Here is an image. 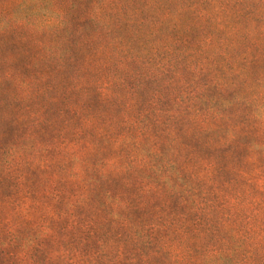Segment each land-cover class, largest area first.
<instances>
[{"label": "trees", "instance_id": "16d2710c", "mask_svg": "<svg viewBox=\"0 0 264 264\" xmlns=\"http://www.w3.org/2000/svg\"><path fill=\"white\" fill-rule=\"evenodd\" d=\"M56 2L59 32L0 29V264H264V0Z\"/></svg>", "mask_w": 264, "mask_h": 264}, {"label": "clouds", "instance_id": "9594fccd", "mask_svg": "<svg viewBox=\"0 0 264 264\" xmlns=\"http://www.w3.org/2000/svg\"><path fill=\"white\" fill-rule=\"evenodd\" d=\"M107 5H98L93 9L92 15L104 23L103 10ZM2 9V19H0V29L8 30L14 27H23L33 33H56L64 29L67 25V6L59 4L56 0H12L0 4ZM251 112V119L255 126L264 133V82L259 89V97ZM24 149L12 147L9 149L8 163L19 160ZM47 230L45 229V232ZM257 239L264 240V232L260 233ZM31 241L26 242L25 247ZM226 251V250H225ZM225 251L209 249L207 254L200 258L196 264H222ZM230 254V253H229Z\"/></svg>", "mask_w": 264, "mask_h": 264}, {"label": "rangeland", "instance_id": "374dc122", "mask_svg": "<svg viewBox=\"0 0 264 264\" xmlns=\"http://www.w3.org/2000/svg\"><path fill=\"white\" fill-rule=\"evenodd\" d=\"M233 111L234 112H238L239 109L235 108V109H233ZM260 133H261V131H260ZM251 138H252V140H251ZM251 138H250V141L255 140L258 143L259 142L260 143H264V133H262L259 137H251ZM105 153H107V154H104L105 159L110 161L109 164L107 165L108 169L111 172V174L108 176V180L113 179V181L117 180V181H120L122 183V181L126 182V181H128L130 179L131 180L130 182L135 183L136 185L139 184V182H140V180L142 178L140 173L135 174V175H133V174L130 175V174L127 173V171H125V168L122 169V163L123 162L117 156L120 153V151H116L115 148H109V149H106ZM170 153H171V150L169 151V153H167V155L169 156ZM255 155L256 154H252L251 155L252 160H249L250 159V155H248L247 158L243 159L242 163H244L245 165H248V163L249 164L253 163L255 165H258V168L255 167V166L250 167L253 170H255L257 168V172H256L257 175H255L254 180L252 178L253 182L255 183V189H257L256 187L259 186L258 182H261L260 180H264V164L263 165L261 164V167H260L259 164H258V158H255ZM170 156H172V155H170ZM173 158H178V159H180V161H182V159H183V158H179L178 155H175V154H173ZM60 165H62V163H60ZM64 166H66L64 171H68V168H70L69 164L68 165H64ZM51 174H52V176H51L52 179L54 181H56L58 183V185H60V186L63 183H66L67 180L69 179L66 172H61L57 168L52 169ZM87 184L88 185H86V187H91V185H92L90 180H88ZM114 187H121V185L117 184V185H114ZM90 190H88V193L90 192ZM254 197L255 196H253L252 199ZM149 199L151 201V198L149 196L145 197V202H147ZM159 201H162V199L160 198ZM149 204H150V202L147 205H149ZM232 208H234V207H232ZM86 211H87V213H91L90 210H86ZM226 224L227 225L225 226L224 229L227 230V231L231 230L232 234H234L235 232L237 234L247 233L246 231L248 230V228H245V227H247V225L243 224L242 221L240 219H238V218H236V219H234L232 221H227ZM262 229H264V228L262 227ZM192 236L196 237V233L194 232L192 234ZM200 243H205L204 245L206 246L207 241L206 240L203 241L201 239H197V243H196L197 247L200 246Z\"/></svg>", "mask_w": 264, "mask_h": 264}]
</instances>
